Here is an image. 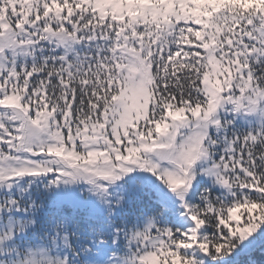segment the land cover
<instances>
[{
    "label": "snow or ice",
    "instance_id": "6c2138e0",
    "mask_svg": "<svg viewBox=\"0 0 264 264\" xmlns=\"http://www.w3.org/2000/svg\"><path fill=\"white\" fill-rule=\"evenodd\" d=\"M0 264H264V0H0Z\"/></svg>",
    "mask_w": 264,
    "mask_h": 264
}]
</instances>
